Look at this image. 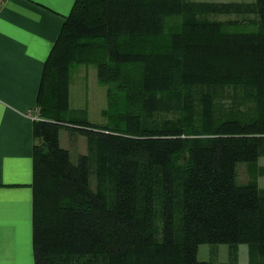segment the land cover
Listing matches in <instances>:
<instances>
[{
  "label": "trees",
  "instance_id": "trees-1",
  "mask_svg": "<svg viewBox=\"0 0 264 264\" xmlns=\"http://www.w3.org/2000/svg\"><path fill=\"white\" fill-rule=\"evenodd\" d=\"M80 66L105 123L70 118ZM36 106L35 264H210L201 245L237 244L264 264V0H75ZM62 128L87 137L78 163Z\"/></svg>",
  "mask_w": 264,
  "mask_h": 264
},
{
  "label": "crops",
  "instance_id": "crops-1",
  "mask_svg": "<svg viewBox=\"0 0 264 264\" xmlns=\"http://www.w3.org/2000/svg\"><path fill=\"white\" fill-rule=\"evenodd\" d=\"M74 4L0 0V264H35L32 114L45 63Z\"/></svg>",
  "mask_w": 264,
  "mask_h": 264
},
{
  "label": "rangeland",
  "instance_id": "rangeland-1",
  "mask_svg": "<svg viewBox=\"0 0 264 264\" xmlns=\"http://www.w3.org/2000/svg\"><path fill=\"white\" fill-rule=\"evenodd\" d=\"M191 2L203 3H231L247 4L253 3L255 0H188ZM254 18V16H252ZM232 18V17H229ZM233 19V18H232ZM252 26V25H251ZM251 30L254 26L250 27ZM71 120L89 121L94 124L105 123L102 111L107 107V91L104 86L99 83L97 71L94 67L80 66L74 72L71 86ZM38 113V111H37ZM40 113V110H39ZM76 130L61 129V143L67 147L71 153V158L78 163L82 154L88 153L87 145L83 147L78 144L82 142V138L75 132ZM77 134V135H76ZM72 137L68 145V139ZM76 140V142L74 141ZM87 142V140H85ZM83 147V148H82ZM260 165L264 166V158L260 160ZM250 175L243 164L238 165V182L246 184L250 181ZM259 184L264 188V177H259ZM247 244L237 245H201L199 248V257L203 261L210 264H259V256L257 252H253Z\"/></svg>",
  "mask_w": 264,
  "mask_h": 264
},
{
  "label": "built area",
  "instance_id": "built-area-1",
  "mask_svg": "<svg viewBox=\"0 0 264 264\" xmlns=\"http://www.w3.org/2000/svg\"><path fill=\"white\" fill-rule=\"evenodd\" d=\"M37 111H38V113H37ZM32 117H33L34 121H38V120L41 119L40 118L39 109H36V111L34 112V114H32Z\"/></svg>",
  "mask_w": 264,
  "mask_h": 264
}]
</instances>
